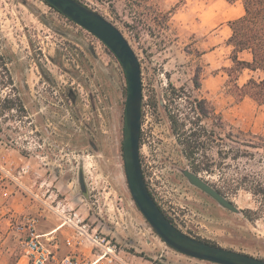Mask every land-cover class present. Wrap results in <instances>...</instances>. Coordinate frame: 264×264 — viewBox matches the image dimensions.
Segmentation results:
<instances>
[{
	"label": "rangeland",
	"instance_id": "1",
	"mask_svg": "<svg viewBox=\"0 0 264 264\" xmlns=\"http://www.w3.org/2000/svg\"><path fill=\"white\" fill-rule=\"evenodd\" d=\"M79 1L116 24L141 61V160L157 204L185 234L264 259V206L250 190L264 184V152L233 160L211 149V172L196 173L160 106L171 82L210 101L237 128L264 136V107L250 99L237 102L220 72L229 65L228 23L244 14L242 4ZM199 67L201 91L192 82ZM127 94L121 63L92 34L43 0H0V150H8L6 157L0 153V200L17 197L9 220L0 218V264H18L22 256L14 231L19 219L38 218L39 232L51 231L62 223L58 204L114 238L120 264H210L169 248L132 198L123 159ZM6 98L16 107L2 112ZM187 170L239 212L193 186ZM67 233L68 227L59 239Z\"/></svg>",
	"mask_w": 264,
	"mask_h": 264
},
{
	"label": "trees",
	"instance_id": "2",
	"mask_svg": "<svg viewBox=\"0 0 264 264\" xmlns=\"http://www.w3.org/2000/svg\"><path fill=\"white\" fill-rule=\"evenodd\" d=\"M224 1L232 5L241 3L245 10L243 16L228 23L231 36L227 40V46L231 49L229 56L231 64L223 68L228 76L224 89L237 102L249 98L257 106L264 107V0ZM245 53L251 56L250 60L243 57ZM246 71L250 72V78L246 83L241 84V77ZM192 82L197 91L202 90L203 69L201 67L196 70ZM163 101L165 104L160 106L194 172H211V167L215 163V159L211 158L208 152L211 149L215 150L216 156L223 158L226 155L233 160L252 159L256 154L264 152V136L237 128L218 113L210 101L199 98L191 90H186L185 87L177 88L170 82ZM4 104L2 112L12 111L16 107L13 99L6 98ZM174 104H177V107L174 108ZM183 104H185L184 107ZM205 120H212L213 124L206 126ZM188 124L191 127L188 128ZM224 147L228 148L227 152ZM253 185L250 188L251 192L264 206V184ZM203 241L219 246L207 240Z\"/></svg>",
	"mask_w": 264,
	"mask_h": 264
},
{
	"label": "water",
	"instance_id": "3",
	"mask_svg": "<svg viewBox=\"0 0 264 264\" xmlns=\"http://www.w3.org/2000/svg\"><path fill=\"white\" fill-rule=\"evenodd\" d=\"M43 1L100 40L122 65L128 83L123 145L126 181L134 202L154 232L169 248L197 261L210 264H264V259L191 237L167 218L151 194L142 168L141 136L144 94L142 65L137 53L116 24L79 0ZM184 175L193 186L209 195L220 206L231 212H239L233 202L200 175L188 170L184 171Z\"/></svg>",
	"mask_w": 264,
	"mask_h": 264
},
{
	"label": "built area",
	"instance_id": "4",
	"mask_svg": "<svg viewBox=\"0 0 264 264\" xmlns=\"http://www.w3.org/2000/svg\"><path fill=\"white\" fill-rule=\"evenodd\" d=\"M57 209L62 223L52 232H39L40 222L34 217L25 216L15 224L14 231L23 247L18 264H120L119 244L114 238L78 214H68L71 212L62 204ZM66 227L69 233L61 240L59 232Z\"/></svg>",
	"mask_w": 264,
	"mask_h": 264
},
{
	"label": "crops",
	"instance_id": "5",
	"mask_svg": "<svg viewBox=\"0 0 264 264\" xmlns=\"http://www.w3.org/2000/svg\"><path fill=\"white\" fill-rule=\"evenodd\" d=\"M234 5V4H233ZM243 6V5H242ZM243 9H244V7H243ZM244 14H245V10H244ZM243 14V15H244ZM242 15V16H243ZM241 17V16H240ZM239 18V17H238ZM237 19V18H236ZM231 30V29H230ZM231 36V35H230ZM230 38V37H229ZM228 38V39H229ZM226 44H227V42H226ZM228 47V46H227ZM229 48V47H228ZM230 49V48H229ZM230 53H231V49H230ZM229 56H230V54H229ZM243 57L245 58V59H247V60H250V58H251V56L248 54V53H245V54H243ZM228 60H229V65L228 66H230V64H231V62H230V59H229V57H228ZM228 66H226V67H228ZM223 68H225V67H223ZM223 68H222V70L220 71V72H223L225 75H224V77L222 78L223 79V81H227L226 79H228V76L226 75V73L223 71ZM246 73H248L249 74V77H248V79L250 78V72L249 71H246L244 74H243V76L246 74ZM243 76L241 77V80H242V78H243ZM241 80H240V83L241 84H244V83H246V81L247 80H245L244 82H241ZM226 83V82H225ZM225 85V84H224ZM246 99H249V98H246ZM245 100V99H244ZM243 100V101H244ZM251 100V99H250ZM242 102V101H241ZM7 152H8V150L7 149H5V148H3V149H1L0 150V153H1V155H3L4 157H6L8 154H7ZM5 195L7 196L8 195V193L7 192H5ZM11 198V199H10ZM9 198V200H7V199H5V198H3L2 197V199L0 200V218L1 219H3L4 221H8L9 219H8V217H7V215H8V211L10 212V211H12V207H14L15 206V203H16V198L17 197H13V199H12V197H10ZM3 200H7V204H5L3 207H2V201ZM9 204H12L11 206H9ZM1 224L3 223V221H1L0 222ZM55 228H53L51 231H48V232H41V233H49V232H52L53 230H54ZM65 249H63V251L62 252H65L64 251Z\"/></svg>",
	"mask_w": 264,
	"mask_h": 264
}]
</instances>
